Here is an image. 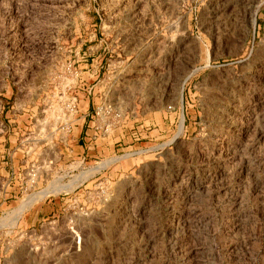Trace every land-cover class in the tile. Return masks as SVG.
<instances>
[{
	"label": "rangeland",
	"instance_id": "374dc122",
	"mask_svg": "<svg viewBox=\"0 0 264 264\" xmlns=\"http://www.w3.org/2000/svg\"><path fill=\"white\" fill-rule=\"evenodd\" d=\"M76 178L0 264H264V0H0V221Z\"/></svg>",
	"mask_w": 264,
	"mask_h": 264
},
{
	"label": "bare ground",
	"instance_id": "6f19581e",
	"mask_svg": "<svg viewBox=\"0 0 264 264\" xmlns=\"http://www.w3.org/2000/svg\"><path fill=\"white\" fill-rule=\"evenodd\" d=\"M112 162V161H111ZM108 165V162L105 164L101 165H97L95 167H91L88 171L86 170L85 172H83L81 174V176L79 175V178L81 181L89 178V176L93 173H95V171H99L101 168H103L104 166ZM77 178L71 182V184L68 185H63L61 183H55L52 184L51 187H49L48 189H44L43 191H41L40 193H38L37 195L31 197L30 199L28 198L27 201H24V203L22 204V206L17 207L13 212H11L10 214H8L6 217L2 218L0 221V226H5V225H14L17 220L19 219V217H21L22 213L24 212V210L31 204L33 203L35 200L41 199L42 197H44L45 195L49 194V193H56V192H60L62 190H72L74 188L75 183L77 182ZM79 184V183H78ZM77 184V185H78ZM76 185V186H77Z\"/></svg>",
	"mask_w": 264,
	"mask_h": 264
},
{
	"label": "crops",
	"instance_id": "0c3cea01",
	"mask_svg": "<svg viewBox=\"0 0 264 264\" xmlns=\"http://www.w3.org/2000/svg\"><path fill=\"white\" fill-rule=\"evenodd\" d=\"M38 200H39V199H38ZM35 201H37V200H35ZM23 203H24V201H23V202L21 203V205H19L18 207L22 206ZM31 204H32V203H31ZM25 210H26V209H25ZM25 210H24V212H25ZM24 212H23V213H24ZM23 213H22V214H23ZM18 220H19V219H18ZM18 220H17V222H18Z\"/></svg>",
	"mask_w": 264,
	"mask_h": 264
}]
</instances>
